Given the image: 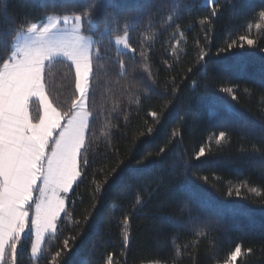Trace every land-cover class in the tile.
Returning <instances> with one entry per match:
<instances>
[{
  "label": "trees",
  "instance_id": "trees-1",
  "mask_svg": "<svg viewBox=\"0 0 264 264\" xmlns=\"http://www.w3.org/2000/svg\"><path fill=\"white\" fill-rule=\"evenodd\" d=\"M262 10L264 0H0V70L17 35L52 14L80 16L94 38L81 177L38 258L32 231L22 236L18 264H224L237 245L234 264H264ZM125 33L132 52L113 40ZM244 35L256 44L241 47ZM43 82L61 113L77 103L68 60L46 64ZM29 112L38 123V99Z\"/></svg>",
  "mask_w": 264,
  "mask_h": 264
},
{
  "label": "snow or ice",
  "instance_id": "snow-or-ice-1",
  "mask_svg": "<svg viewBox=\"0 0 264 264\" xmlns=\"http://www.w3.org/2000/svg\"><path fill=\"white\" fill-rule=\"evenodd\" d=\"M217 13H213L216 15ZM264 17V10L260 12ZM80 18L77 17V20ZM55 25H45L42 35L47 34ZM35 25L32 26L33 30ZM241 47L246 42L252 46L256 41L247 35L241 36ZM231 48V45H229ZM16 63H4L0 72V262L18 264V246L26 231L35 227V242L31 245L33 256L41 250L43 232L56 228V220L64 211L65 201L57 196L58 192L67 193L73 183L81 177L82 168L78 161H84L85 135L91 132L89 113L83 111L84 99L81 98L66 113H58L48 103L42 73L45 62L50 60L54 51H62L69 60L75 62L77 76L76 88L84 96L85 82L90 71L86 46L74 42L67 46L56 40L36 49H29ZM232 92L233 89H224ZM43 105L44 115L38 123L29 120V101L36 99ZM233 99L236 97L233 95ZM79 109V111H76ZM63 119V123H62ZM226 132L221 131L218 139L224 140ZM205 155L200 147L195 159ZM47 186L44 191L37 184L41 181ZM51 190L52 199L36 202L32 193L41 194ZM35 204V219H29V211ZM67 244V241H65ZM71 251V249H69ZM249 252L252 250L249 249ZM241 252L236 246L224 264H234ZM60 253H57L59 256Z\"/></svg>",
  "mask_w": 264,
  "mask_h": 264
},
{
  "label": "rangeland",
  "instance_id": "rangeland-1",
  "mask_svg": "<svg viewBox=\"0 0 264 264\" xmlns=\"http://www.w3.org/2000/svg\"><path fill=\"white\" fill-rule=\"evenodd\" d=\"M214 1L215 0H203V2L205 4H212ZM77 17H79L80 19L77 20ZM52 24H54L55 27L52 28L49 33L44 34V35H42V29L43 28L41 30H39L40 28H38V26H35V28L31 31L27 30V31L20 32L17 35V37L15 38V41L13 43L12 55H11V58L8 62L11 66V64L16 63L18 60L22 59L26 54H30L31 50H29V49H36L42 45H46V44L50 43L53 39L56 41H59L61 43H64L67 46H71L74 42H78L79 44L86 46L90 71L88 74V80L85 82V88H86L85 94L83 97H81L79 94V99H78L77 103L79 102V100L81 98L84 99L83 111H86L89 113L88 119L90 121L91 114L87 108V100H88L89 80H90V75H91V56H92L93 47H94V38L91 37L90 35H87V34L82 32V21H81L80 16L52 14V15L47 17L45 25H52ZM30 29H32V28H30ZM113 40H114V42H115V44L119 50L128 51V52L133 51L130 44H129V36L127 33L120 35V36H117V37H114ZM55 59L68 60L75 67V62L73 60H69L68 57L62 51H59V50L54 51L50 54V60L45 62V66H46V64L50 63L51 61H53ZM3 71H4V67L0 70V72H3ZM43 72H44V70H43ZM42 83L44 84L43 73H42ZM44 92H45V97H46L48 103L51 105L52 108H55L52 105L51 101L49 100V98L46 94L45 86H44ZM29 103H30V101H29ZM40 105H41V110H42V114H41V118H42L44 115V109H43L42 103H40ZM56 111L58 113H61L57 109H56ZM76 111H79V109H76ZM28 115H29V120L32 122L31 117H30L29 107H28ZM63 122L64 121L62 119V123ZM32 123H34V122H32ZM78 164H79V161H78ZM75 183L76 182L73 183L72 188L67 193H63V192L57 193V196L62 197L65 201L64 211H62L59 214V216L55 222L56 228L54 230L53 229H47L43 232V238L41 241V250L36 254V256L32 255L34 258H38L40 256L42 249H43L44 242H45L47 236L50 234L56 233L57 227L59 224V220L61 219L63 213L67 210L68 203H69V196H70V194H71V192L75 186ZM37 184L39 185V187L42 188L41 191L43 192L44 187L47 186V179L45 180L44 185L41 181H37ZM45 197H47L48 199H52L51 190L46 189L43 194H41L38 191H34L32 193V199L35 200L36 202H42L45 199ZM25 208H26V210L29 211V219H35V204L32 205L31 209H27V206H25ZM31 231L34 235V242H35V227H33V229ZM26 232H28V231H26ZM0 263H2V262H0ZM150 264H156V263H150Z\"/></svg>",
  "mask_w": 264,
  "mask_h": 264
},
{
  "label": "crops",
  "instance_id": "crops-1",
  "mask_svg": "<svg viewBox=\"0 0 264 264\" xmlns=\"http://www.w3.org/2000/svg\"><path fill=\"white\" fill-rule=\"evenodd\" d=\"M44 26H45V24H44ZM44 26L38 27V28H40L39 30H41ZM28 31H29V30H28Z\"/></svg>",
  "mask_w": 264,
  "mask_h": 264
}]
</instances>
